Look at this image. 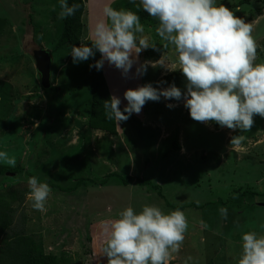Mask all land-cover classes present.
Returning a JSON list of instances; mask_svg holds the SVG:
<instances>
[{"label": "rangeland", "instance_id": "1", "mask_svg": "<svg viewBox=\"0 0 264 264\" xmlns=\"http://www.w3.org/2000/svg\"><path fill=\"white\" fill-rule=\"evenodd\" d=\"M118 1L87 0L83 38L103 5L110 2L113 7ZM218 2L234 11L239 8L236 15L246 22L255 21L253 35L261 46L257 62L264 61V0ZM127 5L137 10L129 0ZM59 12V0H0V151L14 155L15 167L24 170L0 175V197L6 195L15 209L14 229L42 239L46 251L66 257V264H107L103 222L118 218L128 205L139 212L145 204H156L166 213L179 208L188 217L186 239L170 264H184L189 256L193 258L189 264H217L216 255L223 256L220 264H235L242 233L264 234V119L255 117L252 130L241 133L246 140L239 150L229 148L238 131L193 121L183 100L163 97L147 102L140 114L119 126L116 122V135L90 129V63L73 64L70 47L58 45L65 26ZM139 15L145 35L160 47L158 22L142 9ZM36 49H45L52 57L55 90L45 92L40 84L32 55ZM163 51L150 48L139 60H158ZM165 51L174 61V49ZM107 66L113 76L110 88L123 101L121 109L127 104L125 90L139 85L159 87L158 81H167L164 88L174 82L185 90L186 78L180 71L149 67L144 76L125 79L118 69ZM135 71L134 66L132 74ZM35 121L38 128H33ZM33 175L53 189L45 212L34 210L26 200L27 178ZM114 175L132 180L123 185ZM139 178L159 185L174 208L157 191L139 185ZM81 180L88 182L76 191L62 190ZM251 192L258 196L242 197ZM22 195V203L13 199ZM219 200L246 206L239 209ZM221 207L228 209L227 219L221 216Z\"/></svg>", "mask_w": 264, "mask_h": 264}, {"label": "clouds", "instance_id": "2", "mask_svg": "<svg viewBox=\"0 0 264 264\" xmlns=\"http://www.w3.org/2000/svg\"><path fill=\"white\" fill-rule=\"evenodd\" d=\"M129 2L136 5V11L114 8L110 2L103 5L99 16L89 25L88 42L82 38L79 46L72 45L73 64L87 62L99 53L100 59L89 64V68L100 71L107 62L125 79L140 78L149 67L180 71L186 78L185 90L174 82L164 88L167 81H158L159 87L146 83L129 88L123 94L127 101L123 109L118 95L103 101L105 117L119 126L134 113L140 114L149 101L159 102L162 97L183 100L193 121L238 131L231 136L229 148L239 150L246 140L241 133L252 130L255 117L264 119V61L257 62L261 46L253 35L255 21L246 22L236 15L239 8L234 11L218 0ZM59 7L58 19L65 20L74 16L81 5L59 0ZM140 9L158 22L155 33L160 47L145 35ZM161 47L164 51L160 59L140 62L143 51H161ZM170 47L176 54L174 61L166 55L165 50ZM134 66L136 71L132 74ZM39 126V121H35L33 128ZM0 162L10 167L17 164L16 157L7 151H0ZM27 185L26 200L34 210L45 212L53 189L35 175L27 178ZM219 212L224 219L228 218L226 207ZM103 223L107 238L102 252L107 264H170L180 252L189 228L184 211L177 208L166 213L156 204H145L139 212L128 205L118 213V218ZM240 248L235 264H264V234L242 233ZM192 260L189 256L184 264Z\"/></svg>", "mask_w": 264, "mask_h": 264}, {"label": "trees", "instance_id": "3", "mask_svg": "<svg viewBox=\"0 0 264 264\" xmlns=\"http://www.w3.org/2000/svg\"><path fill=\"white\" fill-rule=\"evenodd\" d=\"M69 4L79 3L81 5L79 11L72 17H69L64 20V29L62 36L59 39L58 45L64 46L67 45L72 47L73 44L79 46L82 38L84 37L85 24H84V15L86 11L87 0H68ZM123 2V3H122ZM119 5L122 8H129L127 5V0H120L114 4V8L119 9ZM255 13V11H253ZM261 9L257 11V16L260 14ZM84 42H88L87 39ZM100 59V54L97 53L94 59H90V64H94L96 60ZM105 65L102 70L97 71L95 68H91V76L88 84V92L92 96V101L90 103V112L88 117L90 129L97 131L108 132L112 135H116V121L108 120L105 117V110L103 107V101L108 100L112 95V92L109 87V82L106 79ZM51 90H55L51 87ZM49 92V90H45ZM24 173V170L19 167H10L6 165H0V175L6 176L7 174H20ZM119 180L122 181L123 185H128L132 180V177L123 178L117 176ZM139 185L150 187L152 190L157 191L158 195L166 201V198L162 194L161 188L159 185H155L152 181L147 179H137ZM88 182L87 180L79 181L74 188L62 189L64 192H74L79 187L83 186ZM105 181H103L104 183ZM29 189L25 192L27 194ZM247 194L258 196L257 193H244L243 198ZM22 196H15L13 199H17L22 203ZM6 195H1L0 197V264H66V257L58 256L54 253H49L46 251L44 241L38 239L36 236L27 234L25 229L16 230L14 229L15 225V209L7 201ZM221 205L230 206L234 205L232 201L225 202L219 200ZM166 204L172 208L174 206L170 205L168 201ZM235 206V205H234ZM246 205L241 203L235 207L242 209Z\"/></svg>", "mask_w": 264, "mask_h": 264}, {"label": "water", "instance_id": "4", "mask_svg": "<svg viewBox=\"0 0 264 264\" xmlns=\"http://www.w3.org/2000/svg\"><path fill=\"white\" fill-rule=\"evenodd\" d=\"M33 59L40 75V84L44 90L51 89L52 85V57L45 49L33 51Z\"/></svg>", "mask_w": 264, "mask_h": 264}, {"label": "bare ground", "instance_id": "5", "mask_svg": "<svg viewBox=\"0 0 264 264\" xmlns=\"http://www.w3.org/2000/svg\"><path fill=\"white\" fill-rule=\"evenodd\" d=\"M105 73H106V79L109 81V87L111 86V83H112V81H110L109 79H110V76L113 78V76L112 75H110L111 74V72L109 71V67L107 66V64H106V66H105ZM114 80V79H113ZM111 90H112V92L114 91L112 88H111ZM113 94H114V92H113Z\"/></svg>", "mask_w": 264, "mask_h": 264}, {"label": "crops", "instance_id": "6", "mask_svg": "<svg viewBox=\"0 0 264 264\" xmlns=\"http://www.w3.org/2000/svg\"><path fill=\"white\" fill-rule=\"evenodd\" d=\"M105 65H106V63H105ZM106 70V69H105ZM111 89V88H110ZM223 257V256H222ZM222 257H220V255H216V258H217V264H220L221 262H219L221 259H222ZM228 257V256H227ZM228 260H230V258L228 257ZM211 262V261H210ZM211 264H215L214 262L213 263H211Z\"/></svg>", "mask_w": 264, "mask_h": 264}]
</instances>
